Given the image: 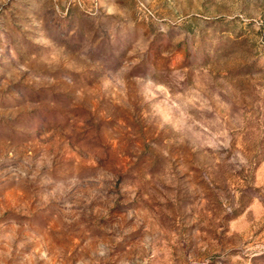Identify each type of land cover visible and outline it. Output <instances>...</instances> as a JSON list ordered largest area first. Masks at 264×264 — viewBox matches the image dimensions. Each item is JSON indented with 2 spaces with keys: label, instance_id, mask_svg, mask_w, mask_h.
Returning a JSON list of instances; mask_svg holds the SVG:
<instances>
[{
  "label": "rangeland",
  "instance_id": "374dc122",
  "mask_svg": "<svg viewBox=\"0 0 264 264\" xmlns=\"http://www.w3.org/2000/svg\"><path fill=\"white\" fill-rule=\"evenodd\" d=\"M0 264H264V0H0Z\"/></svg>",
  "mask_w": 264,
  "mask_h": 264
}]
</instances>
